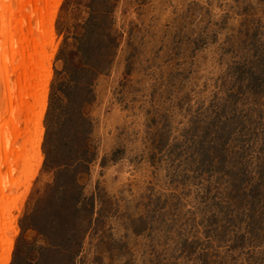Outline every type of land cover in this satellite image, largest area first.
<instances>
[{"label": "rangeland", "instance_id": "374dc122", "mask_svg": "<svg viewBox=\"0 0 264 264\" xmlns=\"http://www.w3.org/2000/svg\"><path fill=\"white\" fill-rule=\"evenodd\" d=\"M52 36L8 264H264V0H61Z\"/></svg>", "mask_w": 264, "mask_h": 264}, {"label": "bare ground", "instance_id": "6f19581e", "mask_svg": "<svg viewBox=\"0 0 264 264\" xmlns=\"http://www.w3.org/2000/svg\"><path fill=\"white\" fill-rule=\"evenodd\" d=\"M60 2L0 0V264H8L17 234L13 212L40 159L49 45Z\"/></svg>", "mask_w": 264, "mask_h": 264}]
</instances>
